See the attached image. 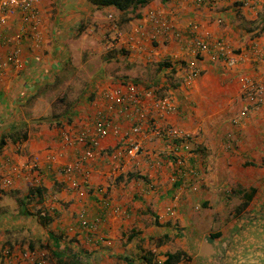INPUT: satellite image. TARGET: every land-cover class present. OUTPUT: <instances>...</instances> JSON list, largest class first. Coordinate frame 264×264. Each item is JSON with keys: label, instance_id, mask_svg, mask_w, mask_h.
I'll use <instances>...</instances> for the list:
<instances>
[{"label": "crops", "instance_id": "obj_1", "mask_svg": "<svg viewBox=\"0 0 264 264\" xmlns=\"http://www.w3.org/2000/svg\"><path fill=\"white\" fill-rule=\"evenodd\" d=\"M150 7L173 24L165 45L135 31ZM33 10V30L18 13L0 24V264H32L21 252L33 241L81 264H142L148 249L149 264L176 251L187 257L176 264H264V103L250 102L239 78L264 83V6L152 0L123 22L114 7L89 0H38ZM98 24L100 38L85 37L98 53L84 59V73L73 67L84 51L75 41ZM195 36L222 42L226 56L191 53ZM110 88L136 90L137 108L109 105L101 92ZM160 97L172 111L153 108ZM166 127L181 133H155ZM131 143L135 155L116 156ZM32 156L38 168L27 181ZM75 158L81 173L64 175ZM238 200L246 203L239 211L227 207ZM37 206L48 221L36 218ZM81 210L91 230L79 226ZM235 216L240 224L229 223Z\"/></svg>", "mask_w": 264, "mask_h": 264}, {"label": "built area", "instance_id": "obj_2", "mask_svg": "<svg viewBox=\"0 0 264 264\" xmlns=\"http://www.w3.org/2000/svg\"><path fill=\"white\" fill-rule=\"evenodd\" d=\"M38 0H0V8L3 9L4 13L0 15V24L5 22V18L7 15H11L13 13H18L21 15V19L24 22L29 24V28L33 30L35 28V20H32L35 16V12L33 10V4ZM240 1V4L248 5L251 3H255V0H234ZM202 0H194V3L200 4ZM256 4V3H255ZM149 11V12H148ZM145 14V20L147 24H144L143 27L137 26L138 28L135 29L137 33L140 35H145L151 42L155 43H163L165 41L170 40V36L172 33V26L167 22L164 18L161 17L158 10H148ZM145 30H148L146 33ZM20 34H17L15 38H19ZM190 44L191 53L197 54L199 52H211L213 50L219 56H226L227 47L220 41H215L213 44L208 42L207 40L200 38V37H193ZM196 71L191 70L184 74L185 79L188 80L190 77L195 76ZM241 82V91L242 94L252 103L254 104H262L264 103V83H256L253 79L248 76H240ZM101 95L104 99L109 102V105L113 104H120L126 106H133L137 108L139 103V93L134 90L133 88L127 89L124 93H121L118 89H105L102 90ZM152 106L155 110L159 111V113H165L172 111L170 104L166 100L165 97H160V99H156ZM244 114V110L240 111L236 117L232 119V122H235V119L239 116ZM100 136L104 134L103 129H97ZM161 133L166 138H177L180 135V131H178L174 127H166L163 130H155V133ZM84 135L81 133L77 137V141L83 140ZM71 143L69 140L67 141ZM97 145V141L93 140L89 146L85 149L83 156L88 159L92 157V151L94 147ZM138 143H131L129 146H125L120 150L116 151V156L119 157L122 154L126 156L135 155L139 150ZM51 159L54 157L51 156ZM82 163L78 159H73L67 164H64L62 167V173L64 175H73L76 173H81ZM38 168L37 158L34 157L28 163L26 170L28 174L26 176L27 181L33 179L32 173L34 170ZM4 183L6 185L9 184V180L5 179ZM72 188L76 186V181L73 179L70 182ZM84 211L81 210L77 213L78 224L82 228L92 229L94 225L92 223H88L87 220L84 218ZM21 256L32 264H46L44 252H35V251H23L21 252Z\"/></svg>", "mask_w": 264, "mask_h": 264}, {"label": "trees", "instance_id": "obj_3", "mask_svg": "<svg viewBox=\"0 0 264 264\" xmlns=\"http://www.w3.org/2000/svg\"><path fill=\"white\" fill-rule=\"evenodd\" d=\"M150 1L151 0H89V2L93 5H95L96 7H106V6L114 7L115 10L119 11V13H120V21L121 22L127 21L130 18L129 12H133L136 8H139V7L144 6L145 4H148ZM178 1H180V0H178ZM204 2H205V0H202V2L200 4H202ZM235 2H237V1H235ZM238 3H240V1ZM200 4H197V5H200ZM134 15H136V14H134ZM166 21L169 22V24L171 26L173 25L169 20H166ZM138 26H140V24ZM144 31H146V30L144 29ZM162 64L165 66L169 65L168 63H166V64L162 63ZM171 72H173V69L171 70ZM37 188L38 187H36V190H37ZM37 193H39V192L37 191ZM39 196H40V193L38 194V197ZM39 200H41L40 197H39ZM245 205H246V203H243V204L240 203V205L237 207L236 210L237 211L240 210L242 208V206H245ZM36 211H38L36 214V218L38 217L40 221L42 219L44 221L49 220L48 215L46 214L45 211H43V208L41 206H37ZM49 237L52 238V240L55 242L54 245H56L57 244L56 237H54L53 234H50ZM33 242H30V246L28 247V251L44 252V256L46 259L50 258V257H53L54 259H56V261H54L53 263L50 261V264H81L79 259L76 258L75 253H73V255H71V256H66L67 259L65 258V260L62 261L61 256H62L63 252L58 253L59 250L56 248H55V251L48 250L46 244H41V245H39L40 247L39 246L34 247ZM142 255H143V258H142L143 263L142 264H149V263L155 261L156 254L151 252V250H149V249L147 251H145ZM181 259L182 260L187 259L184 252H181V251H176L173 253L166 252L164 254V259L161 261V263L162 264H176Z\"/></svg>", "mask_w": 264, "mask_h": 264}, {"label": "rangeland", "instance_id": "obj_4", "mask_svg": "<svg viewBox=\"0 0 264 264\" xmlns=\"http://www.w3.org/2000/svg\"><path fill=\"white\" fill-rule=\"evenodd\" d=\"M152 1V0H151ZM150 1V2H151ZM212 1V0H211ZM211 1L209 0V2L211 3ZM214 1H217V0H214ZM219 1V0H218ZM233 2H235L234 0H232ZM149 2V3H150ZM238 2V1H237ZM148 3V4H149ZM255 3L256 4H259V5H262V6H264V0H255ZM255 3H251V4H248V5H244V4H242L243 6H253ZM148 4H145L144 6H146V5H148ZM144 6H142V7H144ZM142 7H139V8H142ZM152 7H150V8H148L147 9V11L148 10H158V12L160 13V15H161V17L162 18H164L165 20H170V18H166L165 16H163V14H162V12H161V9L160 8H154V9H151ZM147 11H145L146 13H148ZM144 12V13H145ZM145 13V14H146ZM131 14H133V13H131ZM145 14H144V18H145ZM262 14L264 15V10H263V12H262ZM109 21H112V20H109ZM143 22L144 23H140V28L142 27V25L143 24H147L146 22V20L144 19L143 20ZM258 24H262V26L264 27V19L263 20H259V22H258ZM98 26H99V24H98ZM96 27V29H94L93 28V31L91 32V33H88V32H83L82 34H81V36L80 37H78V38H76L77 40L75 41V43L76 44H79L80 42L81 43H84V51L81 53H78V55H77V57H76V59L74 58L73 60H74V65H73V67H75L76 66V69H79V71H82V72H84V69L87 67L86 66V64H83V62H84V59L85 58H92V57H94V56H96V54L98 53V51H95L94 50V48L93 47H97V46H91V47H89L88 46V44L87 43H85V37H88L87 39L88 40H90V39H94V36H96V38H100V35H99V29H100V26L99 27ZM136 28H138V27H136ZM96 33V34H95ZM139 34V33H138ZM140 35V34H139ZM198 37V36H197ZM171 39V38H170ZM170 41V40H169ZM168 40L167 41H165V42H163V43H159L160 45H165L164 43H167V42H169ZM169 63V62H168ZM125 64H124V62L122 63V66H124ZM126 65H127V67H126V75H128L127 73L129 72V66H128V64L126 63ZM154 63H152V62H148L147 63V65H145L144 67H148V75L150 76V77H152L151 75L154 73V70H155V67H154ZM170 65V64H169ZM114 66V65H113ZM171 69V68H170ZM74 69L71 67V66H67V75H71V74H73V73H71L72 71H73ZM85 73V72H84ZM60 78H63V75H60ZM55 85H57V83H55ZM88 87V85L86 86V88ZM111 89H113V88H110V90ZM109 90V89H108ZM56 91V92H55ZM54 92L56 93V95L55 96H58L59 95V93H58V90H55ZM58 93V94H57ZM111 105H113V103L111 104ZM56 106H57V104H56ZM80 133H82V132H80ZM83 134V133H82ZM84 135V134H83ZM84 137H85V135H84ZM77 140V139H76ZM84 141V143H85V140H83ZM93 141V140H92ZM96 141H97V145L94 147V149H96L97 148V146H98V140L96 139ZM87 146L88 145H86L85 144V147L87 148ZM85 151V150H84ZM35 156H32L31 158H30V160L31 159H33ZM82 159H84V160H86V158L83 156V154H82V157H81ZM76 159V158H75ZM78 160H80L81 161V163H82V159H80V158H77ZM194 189V188H193ZM240 205V201L238 200V201H228L227 202V207H234L235 209H237V207ZM230 208H227V210H229ZM239 211V210H238ZM229 216H227L225 219L226 220H228V219H230V218H228ZM218 219V218H217ZM232 220H230L229 221V223L231 222V223H233V224H240V217H238V216H235L234 218H231ZM217 222V221H216ZM45 260H46V262L48 261L46 258H45Z\"/></svg>", "mask_w": 264, "mask_h": 264}]
</instances>
